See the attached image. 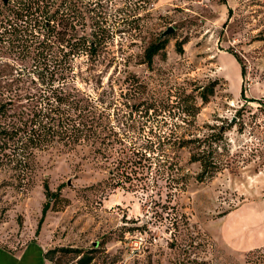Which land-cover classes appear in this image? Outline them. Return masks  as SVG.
<instances>
[{
  "label": "rangeland",
  "instance_id": "1",
  "mask_svg": "<svg viewBox=\"0 0 264 264\" xmlns=\"http://www.w3.org/2000/svg\"><path fill=\"white\" fill-rule=\"evenodd\" d=\"M62 1L64 24L110 28L97 55L69 58V79L141 154L116 170L117 156L56 147L21 170L0 143V264H41L39 248L52 264H264V0ZM1 50L0 78L34 87L37 63ZM198 152L218 167L204 182ZM45 182L61 198L46 215Z\"/></svg>",
  "mask_w": 264,
  "mask_h": 264
},
{
  "label": "trees",
  "instance_id": "2",
  "mask_svg": "<svg viewBox=\"0 0 264 264\" xmlns=\"http://www.w3.org/2000/svg\"><path fill=\"white\" fill-rule=\"evenodd\" d=\"M63 5L62 0H0V49L15 50L20 57L34 60L37 71L32 73L38 75V78H32L29 73L34 87L29 86L25 90L17 86L21 74L0 78V143L13 145L10 155L18 161L21 170L32 169L36 151L56 147L69 151L88 147L89 154L94 157L109 159L117 156L116 170H133L135 156L141 152H132L123 143L119 144L106 110L78 89L73 79H69L73 71L69 58L71 60L85 53L91 57L97 55L111 39L112 32L110 28L101 26L89 33L72 23L64 24L63 18L69 8H64L61 13ZM106 31L108 36L104 34ZM161 36L145 50L149 66L168 44L167 36ZM186 43L185 40L177 42L179 53H184ZM56 51L63 53L60 54L61 59L53 55ZM234 54L242 62L241 57ZM39 58H45V61ZM243 74L246 76L245 66ZM201 98L204 103L209 102L207 90ZM245 100L253 102L248 98ZM222 135L218 132L215 137L220 140ZM184 143L194 142H182V147H185ZM210 156L207 152L192 156V161L199 162L202 167L197 175L200 182L213 178L217 172V164ZM111 173L115 178L116 171ZM44 189L47 201L43 214L46 215L54 210L61 198L60 191L53 192L47 182ZM262 250L264 248L254 252Z\"/></svg>",
  "mask_w": 264,
  "mask_h": 264
},
{
  "label": "crops",
  "instance_id": "3",
  "mask_svg": "<svg viewBox=\"0 0 264 264\" xmlns=\"http://www.w3.org/2000/svg\"><path fill=\"white\" fill-rule=\"evenodd\" d=\"M39 252H40V260H41V264H52L51 262H49L46 258H45V256H44V254H45V248L44 249H42V248H39ZM25 258V257H24Z\"/></svg>",
  "mask_w": 264,
  "mask_h": 264
},
{
  "label": "water",
  "instance_id": "4",
  "mask_svg": "<svg viewBox=\"0 0 264 264\" xmlns=\"http://www.w3.org/2000/svg\"><path fill=\"white\" fill-rule=\"evenodd\" d=\"M174 31V28H169L167 31L162 33V38L168 36L170 33H172Z\"/></svg>",
  "mask_w": 264,
  "mask_h": 264
}]
</instances>
